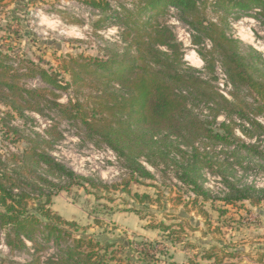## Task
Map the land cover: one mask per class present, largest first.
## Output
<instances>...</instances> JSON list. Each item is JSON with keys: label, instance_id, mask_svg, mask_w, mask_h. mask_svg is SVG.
Returning a JSON list of instances; mask_svg holds the SVG:
<instances>
[{"label": "trees", "instance_id": "obj_1", "mask_svg": "<svg viewBox=\"0 0 264 264\" xmlns=\"http://www.w3.org/2000/svg\"><path fill=\"white\" fill-rule=\"evenodd\" d=\"M78 1L102 17V30L119 31L124 48L108 49L104 59L70 57L65 71L72 82L66 85L32 61L27 62L30 68H13L7 64L10 56L0 53V98L6 105L23 118L26 111L43 114L44 109L55 108L66 121L81 123L90 138H100L128 163L130 179L122 190L128 195L132 182L154 179L141 159L157 167L152 160L157 157L182 170L176 179L192 196L180 203L184 208L199 209L206 220L209 214L201 210L199 202L213 199L205 188L206 171L220 177L224 187L220 201L226 206L243 208L244 202L260 205L264 189L241 182L236 169L247 171L253 166L264 170V55L253 47H243L231 33L229 17L251 18L264 26V0H215V4L210 0ZM171 9L191 31L192 46L206 64L207 77L185 64L183 44L166 20ZM209 9L221 18L222 26L206 20L204 13ZM218 61L227 77V96L217 86ZM24 77H38L51 90L27 89L20 84ZM73 85L79 87L77 93L82 86L96 89V96L86 103L60 104L56 91H67ZM238 133L252 142L242 141ZM184 136L189 141L175 145ZM32 137L30 148L20 155L11 154L8 164L0 157V234L4 245L10 252H28L31 246L39 253L46 250L40 240L52 244L55 255L38 256L34 259L37 264H106V255L96 251L98 243L74 238L69 229L76 225L50 209L58 183L96 185L47 152L43 148L47 136L35 133ZM132 197L141 204L156 202L146 194ZM130 211L139 214L138 210ZM149 228L159 229L174 245L196 231L183 223L160 222ZM108 249L106 245L104 250ZM239 254L235 250L219 256V249L213 247L203 250L202 257L226 264V259Z\"/></svg>", "mask_w": 264, "mask_h": 264}, {"label": "rangeland", "instance_id": "obj_2", "mask_svg": "<svg viewBox=\"0 0 264 264\" xmlns=\"http://www.w3.org/2000/svg\"><path fill=\"white\" fill-rule=\"evenodd\" d=\"M204 17L222 26L221 18L212 9L205 11ZM101 18L78 0H0V53L10 56L7 64L13 68L29 67L27 62L32 61L36 66L57 75L62 85L71 84L72 79L65 71L70 57L104 59L108 49L124 48L116 28L102 30L105 21ZM166 20L183 44L185 64L206 76V64L192 46L187 36L188 28L174 12H169ZM161 21L164 22V19ZM229 21L231 33L243 47H253L264 54V26L251 18L234 20L232 16ZM219 64L220 61L216 67ZM20 84L30 90H51L38 77L21 78ZM77 88L73 85L67 91H56L60 96L59 103H86L90 97L96 96V89L82 86L77 93ZM48 97L52 99L50 95ZM25 117H21L0 98L2 162L8 164L11 154H23L31 146L32 135L38 133L47 136V143L43 146L47 152L77 175L92 180L96 187L90 183H84L85 187L58 183L50 209L76 225L69 229L74 238L92 239L98 243L100 247L96 251L106 255V264H209L196 255L200 250L193 253L183 245H174L161 233L146 230L149 224L163 219L167 223L175 222L173 217H169L172 212L202 224V231L193 238L185 239L186 244L200 245L202 249L209 250V244L213 243L219 249V256H224L226 249L227 253L239 250V257L234 262L225 261L229 262L226 264H264V199L257 206L249 202H244L241 205L243 208L226 206L220 201L224 191L220 177L206 171L205 174L210 176L207 178L206 175L205 188L212 192L213 199L208 202L200 199L199 202L210 215L207 220L193 217L180 203L187 202L192 196L189 188L176 179L182 170L174 164L165 165L157 157L152 158L157 167L141 159L154 179L132 182L129 185L131 194L128 195L122 192L124 184L130 179L126 169L128 163L100 138H90L81 123L66 121L55 108H46L43 114L26 111ZM53 127L55 130H51ZM49 129V132L44 133ZM238 136L242 141L252 142L240 133ZM188 139L184 136L175 145L188 142ZM225 157V154L221 156ZM13 160L12 163L15 162ZM236 170L239 171L237 177L241 182L264 189V170H256L253 166L248 167L247 171ZM134 194H149L156 203L141 204L133 199ZM132 209L138 210L139 214L131 212ZM206 221L212 228H208ZM185 224L189 225L188 222ZM3 238V234H0V264H37L35 258L38 256L49 257L56 253L52 244L42 240L40 243L46 250L39 253H35L31 246L28 252H10ZM106 245L109 246L107 251L104 250ZM31 260L34 261L30 263Z\"/></svg>", "mask_w": 264, "mask_h": 264}, {"label": "crops", "instance_id": "obj_3", "mask_svg": "<svg viewBox=\"0 0 264 264\" xmlns=\"http://www.w3.org/2000/svg\"><path fill=\"white\" fill-rule=\"evenodd\" d=\"M151 187V186H150ZM139 195H141V194H139ZM144 195V194H143ZM146 195H149V194H146ZM150 196V195H149ZM151 197V196H150ZM155 203L156 202H154L153 203V205H155ZM152 205V204H151ZM183 207V206H182ZM186 209H188V211L193 215V217H199V218H203L202 217V214H200L199 212H198V210L199 209H192L191 207H188V208H186ZM201 210L203 211H205V212H207L208 214H209V212L207 211V210H205V208H204V206H202V208H201ZM132 212V211H131ZM187 212V211H186ZM133 213H135V212H133ZM135 214H137V213H135ZM171 216H169V217H173L174 218V220H175V222H170V223H167L166 222V219H163L162 221H159V222H157V223H160V222H165L166 224H174V223H183V224H185L186 222H189V224L190 225H192V227H194L195 229H196V231H194V232H192L191 233V236L189 237V238H193L194 237V235L196 234V233H199V232H201L202 231V224L200 223V222H197L198 220H192V219H189L188 217H186V216H183L182 214H179V213H177V212H172V214H170ZM210 215V214H209ZM193 221H196V222H193ZM207 222V221H206ZM157 223H154V224H149L147 227H146V230H149V231H153V232H158V233H161V235L163 236V233L159 230V229H152V228H149V226L150 225H155V224H157ZM192 223V224H191ZM209 222H207V225H208V228L210 229V228H212V226H211V224H208ZM194 224V225H193ZM207 234V233H206ZM206 234H204L205 236H206ZM189 238H187V239H189ZM186 242H187V240H185L183 243H181L180 245H183L185 248H189V250L191 251V252H196L197 250H200V252L198 253H196V255H200L201 257H202V252H203V250L204 249H202V247L200 246V245H194V244H192V245H194V248H190L187 244H186ZM190 244V243H189ZM209 246L211 247V248H213V247H216L213 243H211V244H209ZM210 248V249H211ZM227 250L228 249H226V252H227ZM237 251H239V250H237ZM239 257V256H238ZM237 257V258H238ZM237 258H235V259H231L229 262H234ZM202 259H203V257H202ZM206 260V259H205ZM228 259H226V261H227ZM207 262L209 263V264H214V261H208L207 260ZM229 262H225V263H229ZM197 264V263H196Z\"/></svg>", "mask_w": 264, "mask_h": 264}, {"label": "built area", "instance_id": "obj_4", "mask_svg": "<svg viewBox=\"0 0 264 264\" xmlns=\"http://www.w3.org/2000/svg\"><path fill=\"white\" fill-rule=\"evenodd\" d=\"M210 3L211 4H215V0H210ZM175 13V11L173 9L170 10V13ZM255 21V20H254ZM189 30V29H188ZM185 31V30H184ZM187 36L190 38L191 40V31L189 30V32L187 33ZM235 37V36H234ZM236 38V37H235ZM180 43H182L180 41V39H178ZM207 47L208 49L211 48V45H210V42H207ZM264 55V54H263ZM217 64V63H216ZM216 69H218V72H217V76H218V82H217V86L220 88V91L223 95L227 96V90L226 89V84H227V77L224 73V70H223V67H222V64L220 62V64L218 65V67H216ZM111 153V152H110ZM112 154V153H111ZM207 175V178L210 176L209 174H205V176Z\"/></svg>", "mask_w": 264, "mask_h": 264}]
</instances>
